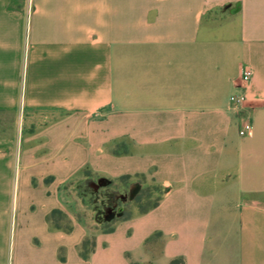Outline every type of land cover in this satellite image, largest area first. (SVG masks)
<instances>
[{
    "label": "crops",
    "instance_id": "0c3cea01",
    "mask_svg": "<svg viewBox=\"0 0 264 264\" xmlns=\"http://www.w3.org/2000/svg\"><path fill=\"white\" fill-rule=\"evenodd\" d=\"M0 111V264H264V0H0ZM86 168L163 192L108 233L52 226Z\"/></svg>",
    "mask_w": 264,
    "mask_h": 264
},
{
    "label": "rangeland",
    "instance_id": "374dc122",
    "mask_svg": "<svg viewBox=\"0 0 264 264\" xmlns=\"http://www.w3.org/2000/svg\"><path fill=\"white\" fill-rule=\"evenodd\" d=\"M53 115V113L44 111L27 112L24 115L25 128L22 131V136L27 137L37 133L36 130L46 124ZM15 119L16 115L11 111L0 113V138L13 137ZM134 134L137 136L140 135V133ZM151 134L153 133H147L149 136ZM22 147L24 148L23 144ZM116 150L120 151L124 149L119 147ZM72 166L74 165H70V167ZM37 167L44 168L45 165L38 164ZM104 167L109 168L110 165H104ZM27 170L23 169V165L19 162L14 163L12 167V173L14 175L18 174L19 171L24 172ZM75 176L66 186L68 189L66 194L68 195L70 220L66 221L64 217L56 214L53 216L54 221L52 222V226L58 224L64 226L66 224L69 230H71L73 220H82L87 223L92 232L95 230L105 232L111 228L114 220L118 218L117 215L126 218L146 210L157 202L163 192L161 187L150 179L142 177L140 174L123 175L115 179H110L104 173L94 174L86 168L81 172L77 170ZM99 179L105 181L103 187L98 189L90 187L91 183H97ZM33 186L36 189L35 194L39 198L38 191L42 185L37 180H33ZM131 193H134L133 199L130 196ZM120 197L124 198L121 199ZM108 209L114 211L115 217L112 219L105 218ZM76 233L77 228H75L73 234L71 233L70 239ZM90 241L91 238L85 244L83 252H87L90 249Z\"/></svg>",
    "mask_w": 264,
    "mask_h": 264
},
{
    "label": "built area",
    "instance_id": "2783aa9c",
    "mask_svg": "<svg viewBox=\"0 0 264 264\" xmlns=\"http://www.w3.org/2000/svg\"><path fill=\"white\" fill-rule=\"evenodd\" d=\"M244 78H247V75H244ZM245 100L244 93H236L230 96L229 103L231 108L238 110L242 107V104ZM252 127L249 118L241 117L239 120L238 134L240 137H248L251 135Z\"/></svg>",
    "mask_w": 264,
    "mask_h": 264
},
{
    "label": "flooded vegetation",
    "instance_id": "af4514ba",
    "mask_svg": "<svg viewBox=\"0 0 264 264\" xmlns=\"http://www.w3.org/2000/svg\"><path fill=\"white\" fill-rule=\"evenodd\" d=\"M105 185V181L102 182V186L97 187L96 189L103 187ZM121 199H123L124 197H120ZM133 199V198H132ZM131 199V200H132ZM116 214V213H115ZM113 217H115L114 215V211L112 209H108L107 210V214L105 215L106 219H112ZM117 217H119V215H117Z\"/></svg>",
    "mask_w": 264,
    "mask_h": 264
},
{
    "label": "trees",
    "instance_id": "16d2710c",
    "mask_svg": "<svg viewBox=\"0 0 264 264\" xmlns=\"http://www.w3.org/2000/svg\"><path fill=\"white\" fill-rule=\"evenodd\" d=\"M1 112H5V111H0V113ZM11 112H13V111H11ZM156 205V203H154L151 207H154ZM150 207V208H151ZM149 209V208H148ZM147 210V209H146ZM146 210H143V211H141V212H144V211H146ZM121 218H125V217H122V216H119L118 217V219H121ZM111 231V228L108 230V231H105L104 233H108V232H110ZM83 257H85V255H82ZM178 263H180V261H172L170 264H178Z\"/></svg>",
    "mask_w": 264,
    "mask_h": 264
},
{
    "label": "water",
    "instance_id": "95a60500",
    "mask_svg": "<svg viewBox=\"0 0 264 264\" xmlns=\"http://www.w3.org/2000/svg\"><path fill=\"white\" fill-rule=\"evenodd\" d=\"M102 182H103V179H99L97 183H91L90 187H92L93 189H96L98 186H102ZM130 196L132 198L134 196V193H131Z\"/></svg>",
    "mask_w": 264,
    "mask_h": 264
}]
</instances>
